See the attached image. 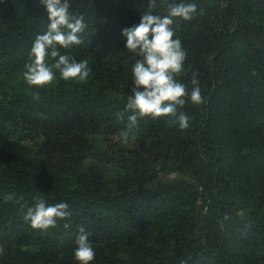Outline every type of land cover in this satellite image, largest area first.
<instances>
[{
    "label": "trees",
    "instance_id": "16d2710c",
    "mask_svg": "<svg viewBox=\"0 0 264 264\" xmlns=\"http://www.w3.org/2000/svg\"><path fill=\"white\" fill-rule=\"evenodd\" d=\"M168 2L197 5L193 19L174 18L186 51L176 78L190 93L195 73L205 102L178 106L187 129L144 117L125 141L141 57L122 30L149 0H69L87 27L82 44L58 50L91 72L76 83L54 69L43 87L24 72L46 8L0 0V264H80V227L89 264H264V0ZM166 7L156 0L153 14ZM37 197L71 216L33 229L23 217Z\"/></svg>",
    "mask_w": 264,
    "mask_h": 264
},
{
    "label": "clouds",
    "instance_id": "9594fccd",
    "mask_svg": "<svg viewBox=\"0 0 264 264\" xmlns=\"http://www.w3.org/2000/svg\"><path fill=\"white\" fill-rule=\"evenodd\" d=\"M163 2L167 5L166 15L153 14L156 0H149L148 11L142 14L139 24L122 30V36L126 38V49L141 57L132 68L133 95L128 97L125 111L133 114L128 117L127 130L121 132L125 141L137 127L138 119L144 117H175L179 128L187 129L190 118L183 112L177 114L178 106L185 105V97H189L193 104L205 102L195 73L191 80L193 87L190 93L187 85L176 78L184 71L186 51L180 39H174V18L185 21L193 19L197 13V5L169 3L168 0ZM41 3L47 11V31L35 38L30 61L25 65L26 82L39 87L51 84L55 79L54 69L59 70L60 77L65 81L85 82L91 72L88 61L77 62L74 57L61 54L58 50H68L83 43L81 33L87 27L84 17L69 11V0H41ZM49 56L54 60L51 65L46 63ZM117 118L123 119V114L117 113ZM34 199L35 205L28 207L23 217L30 222L33 229L55 228L58 221L66 220L72 214L65 202L46 205L43 198ZM64 227L68 228L69 224H64ZM79 233L75 241L74 256L80 264H89L95 258V251L89 240L90 234L83 227H80ZM2 252L3 248L0 247V253Z\"/></svg>",
    "mask_w": 264,
    "mask_h": 264
}]
</instances>
